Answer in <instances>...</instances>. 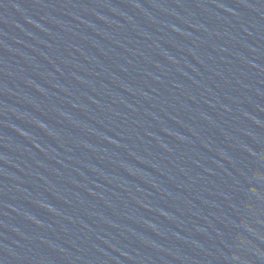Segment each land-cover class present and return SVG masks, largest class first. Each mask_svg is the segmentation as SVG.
Returning <instances> with one entry per match:
<instances>
[{"label": "water", "instance_id": "95a60500", "mask_svg": "<svg viewBox=\"0 0 264 264\" xmlns=\"http://www.w3.org/2000/svg\"><path fill=\"white\" fill-rule=\"evenodd\" d=\"M0 264H264L119 0H0Z\"/></svg>", "mask_w": 264, "mask_h": 264}]
</instances>
